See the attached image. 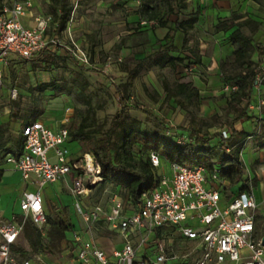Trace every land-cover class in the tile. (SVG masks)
<instances>
[{
  "label": "built area",
  "instance_id": "2783aa9c",
  "mask_svg": "<svg viewBox=\"0 0 264 264\" xmlns=\"http://www.w3.org/2000/svg\"><path fill=\"white\" fill-rule=\"evenodd\" d=\"M31 8L29 0H7L0 12V91L5 83L6 67L12 60H34L57 44L46 34L52 17L38 18L36 27L24 24L23 19L31 15ZM64 48L81 66L94 67L89 52L74 39ZM259 81L257 76L254 88ZM237 89L236 85L225 87L228 93ZM11 94L16 98L17 89ZM250 108H254V104ZM65 114L64 126L60 129L43 119L21 127L20 154H7L1 161L21 172L24 180L35 185L37 191L23 195L19 202L20 214L0 221V264H165L174 259V255H170V237L163 234L166 228H174L171 233L176 232L193 243L194 247L184 257L191 258L194 264H264L262 237L257 233L259 205L253 186L250 184L249 190L239 188L235 192L223 179L222 169L217 164L211 172L203 166L178 163H167L164 168L161 156L151 152L150 161L159 174L151 189L135 202H130L121 192H114L106 204L88 207L105 182L102 166L92 153L72 154L68 125L74 108L67 107ZM220 134L226 141L231 130L225 129ZM189 141L186 136L177 140L179 144ZM231 150L227 145L221 146L222 152ZM61 183L67 184L76 200L87 237L76 233L70 248L60 252L64 259H59L60 263L57 259L50 262L48 256L52 255L24 257L15 250L24 225L31 222L46 235L48 214L42 190ZM18 216L22 223L17 221ZM99 225L118 233L123 246L111 253L103 249L90 235ZM138 237L139 242L134 243L133 238ZM150 248L156 250L154 258L144 255Z\"/></svg>",
  "mask_w": 264,
  "mask_h": 264
},
{
  "label": "rangeland",
  "instance_id": "374dc122",
  "mask_svg": "<svg viewBox=\"0 0 264 264\" xmlns=\"http://www.w3.org/2000/svg\"><path fill=\"white\" fill-rule=\"evenodd\" d=\"M29 1L32 3L30 9L32 24L37 25L38 18L51 17L48 12L50 0ZM85 1H89V4L93 2L92 0H71L74 9L67 30L58 32L54 26L48 28L47 36L57 43L51 46L49 49L50 54H47V56L54 59L52 67H48L45 61L10 63L4 87L0 91V125L9 124L5 135V137L9 136V139L2 143L4 146L3 148L0 147V151L10 149L13 142L20 139V126L25 123L26 119L28 121L33 120L32 112L27 111L29 109L33 112L36 109L43 110L40 119L59 122L63 117L65 107L71 105L74 110L82 109L85 112L89 117L90 129L100 131L97 137L103 136L104 132L109 129H114L118 134L121 127L114 125L113 120L115 115L121 111L123 105L118 93L120 87L123 88L126 96L125 104L130 107L127 123L134 120L140 121L143 132L149 138L185 139V136L189 137L187 128L193 126L199 130L204 138L212 137V142H217V135L229 128V121L233 117L227 113V99L230 93L225 91V87L226 85H234L233 78L240 71L235 66L230 52L224 50L222 58L217 59V61L207 60L202 63L196 54L193 58L186 59L187 61L184 63H179L176 68H161L156 64L157 60L152 55L156 49V44L153 43L147 31L133 34L134 37H129L126 47L123 48L121 47V40L130 31V25L118 24V19L123 18L124 20L125 18L122 14V16H118V9H115L118 6L113 5L112 12H109V7L94 4L89 7L88 3L81 4ZM78 15L80 16L78 17ZM82 15L85 16L83 19L84 27L81 26V28L76 25V29L80 31H75L73 26L78 20L82 21ZM249 17L260 23L262 36L255 33L254 37L256 44L261 43V45H264V0H261L258 13L249 15ZM77 24H80V22ZM86 27L92 31V39L82 37L84 30L81 29ZM139 27L137 24H132L134 31H138ZM216 27H212V31H216ZM250 29V27L244 28V31L250 33ZM138 36L140 38H137ZM71 38L77 43L81 42L88 50L94 64L93 68H83L79 65L80 63L73 62L67 55L64 45L69 43ZM104 41L111 47L107 52L103 48ZM210 62L218 63L219 70L217 72L207 69ZM252 62L256 64L260 81L257 87L254 88L250 101H258L259 104H254V108H249V113L264 115V66H260L263 60L258 61L257 58L253 57ZM140 64H143L141 68H139ZM53 78L60 85L57 92L41 88V85L50 83ZM164 81L171 84L176 82L193 83L200 91L199 103L185 111L177 106L173 100H165ZM15 89L18 92L16 98L12 97L11 94ZM88 103L91 104V109ZM156 121L159 122V125L156 124ZM113 141H116V138ZM246 142H252L256 148H260L264 143V132L261 131L258 138L247 139ZM72 146L74 147V144ZM259 164V161H255L250 171L245 172V176L250 177L251 173L255 175L258 172L264 177V170H259ZM167 165L166 162L163 163L164 168ZM167 169L169 171V168ZM254 179L255 177L252 178L253 185ZM240 186H235L233 190L237 192ZM50 187L55 189L51 194H49ZM61 187V184L48 186L46 193L48 192V212L52 221L64 208L69 209L72 226L67 233L68 242L63 248L66 251L70 248L69 242L73 241L76 233L81 232L84 237H87L88 233L85 231V224L77 211L75 198L66 193H62L65 196L64 198H56L57 192L61 193ZM113 193L110 186L101 187L87 206L93 207L97 203L104 205ZM20 200V197H13L14 207ZM15 209L16 211L12 214V217L20 214V210ZM1 220H7V218ZM17 221L23 222L20 216L17 217ZM258 228L264 231V219H259ZM173 229L166 228L164 230ZM90 235L93 239L101 240L109 246L118 244L120 239L116 233L111 232L105 225H99L96 229H93ZM170 235H172L174 241H178L179 238L176 232ZM139 240V237L133 238L134 243H138ZM18 244L23 245L25 250L32 255L28 243L22 238V234L19 237ZM179 246L180 244L177 248L178 252L181 254L188 252V249ZM61 254H49L52 256H48L50 258L48 260L51 262V259H57L60 263V260L63 259Z\"/></svg>",
  "mask_w": 264,
  "mask_h": 264
},
{
  "label": "trees",
  "instance_id": "16d2710c",
  "mask_svg": "<svg viewBox=\"0 0 264 264\" xmlns=\"http://www.w3.org/2000/svg\"><path fill=\"white\" fill-rule=\"evenodd\" d=\"M261 4V0H254ZM7 0H0V12L7 4ZM188 8V0H141V6L137 12L140 22L149 24L156 22L159 26H167L172 16H179ZM71 0H50L48 12L53 21L49 28L54 26L58 32L67 30L73 12ZM201 12H194L184 20H178L174 27L162 40L156 39L157 51L153 57L157 60V65L161 68H176L179 63H184L188 57H175L171 53L176 52L175 38L177 32H183L186 36L189 30L194 28V24L199 20ZM139 27V28H140ZM251 28L250 33H246L244 28ZM260 23L250 19L248 15L234 13L228 19H221L216 27L217 32L230 33L229 41L234 51V63L239 73L233 78L234 85L238 87L237 91L229 94L227 99V113L232 115L229 121L231 136L224 141L221 134L217 135V142H212L211 138H204L199 130L193 126L188 127L189 139L187 143H178L177 140H166L157 137L151 139L141 128L140 121L134 120L127 123L129 108L126 103V96L123 88L118 89L122 100V109L113 120L114 125L121 127L118 134L114 129L104 132L103 136L97 137L100 131L90 129L89 117L82 109L74 110L71 123L68 125L69 134L72 140L78 142L81 151L92 153L102 166V176L105 180L102 187L110 186L113 192H121L128 197L130 202H135L144 192L151 189L157 181L158 169L153 167L150 161V153L156 152L161 156L162 162L178 163L184 166H203L209 172L217 164L222 169V177L229 184V187L240 186L241 190L250 189V181L245 178L246 167L242 160V150L244 141L249 135L243 131L234 128V124L242 119H256L260 130L264 132V116L251 115L249 108L251 104L258 102L250 101L254 93L256 77L259 75L256 70V64L252 62L255 51L259 53V61L264 55V46H254V35L259 30ZM187 40L184 42L183 49H186ZM127 45V39L121 40V47ZM49 49L44 51L32 63L45 61L48 67H52L54 59L50 56ZM73 62L79 63L75 58L67 53ZM48 59H45V58ZM80 65V64H79ZM81 66V65H80ZM143 64L139 65L141 68ZM83 67V66H81ZM84 68V67H83ZM42 89H49L57 92L60 88L57 80L53 78L50 83L41 85ZM163 88L166 94L165 100L171 101L181 109L187 111L195 107L200 100V91L191 82H176L171 84L168 81L163 82ZM91 109V104L88 103ZM32 112L33 120L28 121L21 127L39 120L43 110H27ZM159 125V122L156 121ZM9 124L0 125V147L3 148L4 141H8L9 136L5 137ZM258 137L259 134H254ZM116 138V141L113 139ZM227 145L232 148L231 152L221 151V146ZM23 147V138L13 142L10 149L0 151V162L7 154L19 155ZM4 171L0 170V183ZM62 213V214H61ZM57 217L50 219L48 215V224L46 235L31 223L24 225L22 238L28 243L32 254H59L63 251L64 245L68 242L67 233L71 228V218L68 208H64ZM71 243V241L69 242ZM17 252L22 253L24 257L30 254L23 245L15 247Z\"/></svg>",
  "mask_w": 264,
  "mask_h": 264
},
{
  "label": "crops",
  "instance_id": "0c3cea01",
  "mask_svg": "<svg viewBox=\"0 0 264 264\" xmlns=\"http://www.w3.org/2000/svg\"><path fill=\"white\" fill-rule=\"evenodd\" d=\"M92 1H93L92 4L91 3L89 4V1L81 2V4L88 3L89 7L90 5H93V4L109 7V10H108L109 12H112L111 8L113 7V5L118 6L115 8V9H118V16L122 14L125 17L124 20L123 18L118 19V24L121 25L122 23H125V24L130 25V31L127 32V35L129 36L126 35V37H123V38L128 39L131 36L134 37L133 34H136L138 32L140 33L141 31H147V33H149V37L153 40L154 44L156 43V39L158 40L164 39L166 35L169 33L170 29L174 27L175 23L178 20H184L188 17V15L194 12L200 11L201 16L199 20L194 24V28L189 30L187 36L183 32L176 33L175 46L177 48V51L174 53L172 52L171 56L181 57V58H184V57L193 58V56L197 54L198 59L202 61V63L207 60L217 61V59L222 58V52L224 50H226L227 52H230L233 60H235L234 55H233L234 48L231 42L229 41L230 33L212 31V27L217 26L221 19L230 18L232 14L234 13L248 15V16L256 15L260 8V4H258L254 0H188V8L184 10L181 15L172 16L167 26H164V27L159 26L156 22H155L156 24H154L153 22L149 24L143 22L141 24V28H139L138 31H134L132 28V24L138 25L140 22V18L137 12L139 11L140 6H141V0H111V1L92 0ZM79 16L80 15H78V17ZM30 18H31V15H27L23 19L24 24L29 27H36L37 25L32 24V22L30 21L31 20ZM84 18L85 16L82 15L81 16L82 21L80 20L77 21V23L80 22V24H77V23L74 24L73 28L75 31H80L76 29L77 28L75 27L76 25L77 26L79 25L80 27L81 26L84 27L83 26ZM81 30H84L83 31L84 33H82L83 38L87 39L88 37V39H92V31L88 27H86L85 29H81ZM260 31L261 30L259 28V30L256 32V34L258 33V36H262L261 35L262 32ZM137 38H140V37L138 36ZM185 40H187L186 49H183ZM255 40L256 39L254 37L255 47H257L258 45H261V43L256 44L257 42ZM78 44H80L85 50H87L82 45L81 42H78ZM103 44H104L103 45L104 51L105 52L109 51V49L111 48L109 44L106 43V41H104ZM262 46L264 45L262 44ZM155 48L156 49L153 51L152 55L155 54V52L158 49V46L156 45ZM253 57L257 58V60L259 61V53L257 51L254 52ZM261 60H263V63L262 62L261 63L258 62V63H260V66H264V55L261 57ZM18 61H27V60H17L16 59V60H12L10 63L12 64V62H18ZM32 61L33 60L29 61V63H32ZM9 65L6 67V70H5V78L7 76V70H8ZM207 69H209V71L217 72L219 70L218 63L210 62L207 65ZM69 106L72 107L71 105H67L65 107L61 121L59 122H53L50 120H45V121L52 123V125H54L56 129H60L61 127L64 126V120L66 117L65 110ZM251 115H258V114H251ZM234 128L238 131H243L247 133L249 135V137L247 138L248 140L258 138L259 136L258 137L253 136L254 134H256L257 131H258L257 134L261 133L259 124L256 119H252V120L242 119L234 124ZM20 129H21V126L19 128V135L21 138ZM247 139L244 141V148L241 154L242 160L246 167V171L248 170L250 171L255 161H259L260 163L259 170H262V169L264 170V143H262L261 145L263 147L260 146V148H256L254 143L246 142ZM72 144H74V147L72 146ZM68 145L73 155H78V153L81 151V146L78 144V142L72 139L70 140ZM0 170L4 171L3 178L0 183V221H6V220H1V219L7 218V220H10L12 217V214L15 213L16 211L15 208L19 209V202L14 207L13 201H12L13 197L16 196L17 198L18 197L22 198L25 193L36 192L37 187L33 184L26 182L21 172L12 170L9 166L4 164V162H1ZM249 176L250 177L245 176V178L250 181V184H252L253 192H254V195L259 205V208L257 211V233H258V236L262 237L263 239L264 231L258 228V224H259L260 218L264 219V177L263 175H260V173L258 172H256L255 175L251 173ZM253 177H255L254 185L252 183ZM49 186H52V185H49ZM61 186H62L61 193L57 192V195H55L56 198H60V199L64 198L65 197L63 195L64 193L71 195L66 183H61ZM47 187H45L42 190V194L44 197L45 209H46L47 214L49 215L48 192L46 193ZM49 189H50L49 194L53 193V190H55L53 189V187H50ZM171 232H172L171 230L163 231V234H168L170 237L169 238V243H170L169 246L171 247L170 255H174L173 256L174 259L167 261L165 264H194L191 258L184 257L190 251V249L194 247L193 243L183 239L178 233L177 234H178L179 239L178 241H174L173 240L174 238L172 237V235H170ZM116 234L118 235L120 239H119L118 244L114 246H109L108 244L103 243L101 240H97V242L103 249L111 253L113 249L121 248L123 246L122 237L118 233ZM178 243L180 244L179 247L188 249V252H185L184 254H181L180 252H178V249H177L179 245ZM155 254H156L155 248L147 249V251L144 252V255L150 258H154Z\"/></svg>",
  "mask_w": 264,
  "mask_h": 264
},
{
  "label": "water",
  "instance_id": "95a60500",
  "mask_svg": "<svg viewBox=\"0 0 264 264\" xmlns=\"http://www.w3.org/2000/svg\"><path fill=\"white\" fill-rule=\"evenodd\" d=\"M262 245L264 246V237H263V239H262Z\"/></svg>",
  "mask_w": 264,
  "mask_h": 264
}]
</instances>
